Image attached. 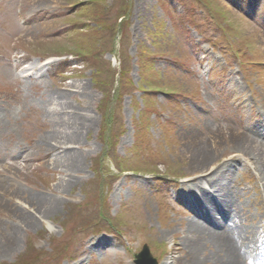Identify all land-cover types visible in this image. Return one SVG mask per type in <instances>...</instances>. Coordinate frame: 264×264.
Segmentation results:
<instances>
[{"label":"rangeland","instance_id":"374dc122","mask_svg":"<svg viewBox=\"0 0 264 264\" xmlns=\"http://www.w3.org/2000/svg\"><path fill=\"white\" fill-rule=\"evenodd\" d=\"M262 6L264 0H0V109L8 113L0 123L7 155L0 158V264H56L68 250L79 254L70 264H134L147 247L159 264L169 258L180 241L161 234L172 227L180 235L191 218L179 201L182 181L174 179L238 154L225 130L217 136L207 128L244 132L264 118ZM51 94L87 124L68 145L79 163L72 171L46 164L55 153L35 148L56 117L54 105L50 116L42 110ZM187 132L203 136L207 155L215 156L203 169L190 171L193 157L181 147ZM235 163L233 186L249 192L240 196L242 212L259 230L256 176ZM17 187L21 193H11ZM37 196L54 198L52 209H38ZM103 239L106 249L99 248Z\"/></svg>","mask_w":264,"mask_h":264},{"label":"bare ground","instance_id":"6f19581e","mask_svg":"<svg viewBox=\"0 0 264 264\" xmlns=\"http://www.w3.org/2000/svg\"><path fill=\"white\" fill-rule=\"evenodd\" d=\"M28 15L34 16L32 13ZM49 62L50 60H47L43 65L47 66ZM31 67H35V71L41 70L35 63ZM42 76V72H38L37 78H42ZM51 95L54 98L49 97L48 103H43L42 110L50 116L49 105H54L55 107L51 109L56 117H50L52 121L49 120L51 128L48 133L40 137L35 148L40 149V147H43L42 149H45L48 155L51 152L55 153V159L47 161L46 164H54L57 170L72 171L77 168L79 163L77 157H74L76 152H72V149L68 150V145L77 142L83 129L87 131V124L83 118H80L81 122H77L71 118L73 115H68L72 109L65 98ZM7 116L8 113L5 115L0 109L1 124L6 122ZM75 116L77 115L75 114ZM253 127L258 130L254 134L247 133L245 129H243L244 132H241L230 127H224V129L220 127L216 129L207 128L206 132L209 131L211 135L216 133L217 136L227 133L229 136L225 135V138L230 141L231 149L237 151L238 159L243 163L247 159L248 162H251L254 176H256L255 194L257 198L258 195L262 194L258 202V208L262 209L259 213L264 216V138L259 133V131H264V121H257V124ZM216 135L214 138L217 137ZM184 136L186 142H183L181 147L185 148L186 152H190L193 157V162L190 161V167L192 168L190 171L203 169L205 165L211 163L215 156L209 157L207 155L203 136L198 137L188 132ZM17 147L20 152V145ZM6 156V153H2L0 149V158ZM237 157L233 156L225 159L221 164L220 162L215 164L214 167L208 165L204 167V170L196 171L191 176H185L179 199L180 202L187 203L193 216L185 220V223L181 222L180 235L175 234L176 230L172 227H170L172 229H165V232L161 234L162 238L172 235V238L176 236L180 241L179 243L175 241L172 244L173 246L169 250L170 257L163 259L161 264H247L245 257L248 259V256L245 251L253 250L255 246H258L259 244L254 243L259 241L261 236L258 234L255 242L241 241V239L250 240L253 237L254 230L250 220L245 218V214H241L246 203L239 202L240 196L248 197L249 193L244 189L236 190L232 186L234 182L232 174L237 168L235 163ZM19 158H23V155ZM4 169L8 168L4 167ZM1 188L6 189L0 185V190ZM10 189L13 194H20L22 191L19 187ZM190 199L191 201H189ZM32 200L39 204L37 205L39 206L38 209L44 208V212L52 209L55 202L54 198L46 199L38 196ZM252 205L254 207V203ZM246 209L247 212H250L248 205ZM215 215H218V217L215 218ZM13 230L15 231V229ZM103 240L104 242L107 241ZM104 242H99L101 243L99 248L106 249L108 247V243ZM182 246L184 247V253L183 249L180 250ZM177 252L183 253V259L173 256Z\"/></svg>","mask_w":264,"mask_h":264},{"label":"water","instance_id":"95a60500","mask_svg":"<svg viewBox=\"0 0 264 264\" xmlns=\"http://www.w3.org/2000/svg\"><path fill=\"white\" fill-rule=\"evenodd\" d=\"M145 249V250H144ZM143 249V253L140 254V257H138L140 260L138 261V264H142L141 263V258L145 257H149L148 251L146 248ZM140 262V263H139Z\"/></svg>","mask_w":264,"mask_h":264}]
</instances>
